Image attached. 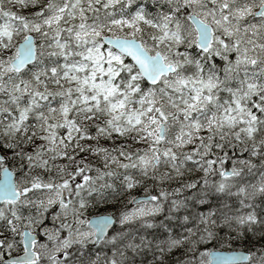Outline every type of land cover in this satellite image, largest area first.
<instances>
[{
  "label": "snow or ice",
  "instance_id": "6c2138e0",
  "mask_svg": "<svg viewBox=\"0 0 264 264\" xmlns=\"http://www.w3.org/2000/svg\"><path fill=\"white\" fill-rule=\"evenodd\" d=\"M0 264H264V0H0Z\"/></svg>",
  "mask_w": 264,
  "mask_h": 264
}]
</instances>
